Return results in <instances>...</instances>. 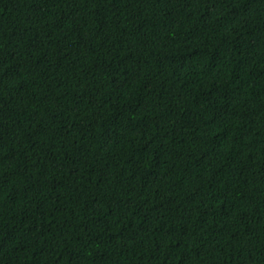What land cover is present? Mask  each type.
Here are the masks:
<instances>
[{"label": "trees", "instance_id": "16d2710c", "mask_svg": "<svg viewBox=\"0 0 264 264\" xmlns=\"http://www.w3.org/2000/svg\"><path fill=\"white\" fill-rule=\"evenodd\" d=\"M0 264H264V0H0Z\"/></svg>", "mask_w": 264, "mask_h": 264}]
</instances>
